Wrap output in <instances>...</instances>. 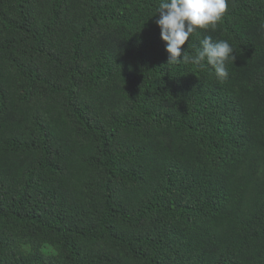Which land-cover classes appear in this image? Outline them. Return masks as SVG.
<instances>
[{
  "label": "trees",
  "instance_id": "trees-1",
  "mask_svg": "<svg viewBox=\"0 0 264 264\" xmlns=\"http://www.w3.org/2000/svg\"><path fill=\"white\" fill-rule=\"evenodd\" d=\"M159 2L0 0V264H264V0L225 80Z\"/></svg>",
  "mask_w": 264,
  "mask_h": 264
},
{
  "label": "clouds",
  "instance_id": "clouds-1",
  "mask_svg": "<svg viewBox=\"0 0 264 264\" xmlns=\"http://www.w3.org/2000/svg\"><path fill=\"white\" fill-rule=\"evenodd\" d=\"M230 0H160L155 23L160 28L161 40L165 42L168 63L189 62L203 67V62L214 69L218 80L228 78L226 62L235 60L234 48L226 40L213 41L206 36L201 50L195 56L187 54L186 42L197 29L215 30L228 11Z\"/></svg>",
  "mask_w": 264,
  "mask_h": 264
}]
</instances>
